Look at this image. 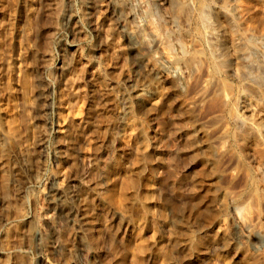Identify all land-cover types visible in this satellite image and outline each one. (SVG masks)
Wrapping results in <instances>:
<instances>
[{"label": "rangeland", "instance_id": "rangeland-1", "mask_svg": "<svg viewBox=\"0 0 264 264\" xmlns=\"http://www.w3.org/2000/svg\"><path fill=\"white\" fill-rule=\"evenodd\" d=\"M0 264H264V0H0Z\"/></svg>", "mask_w": 264, "mask_h": 264}, {"label": "bare ground", "instance_id": "bare-ground-1", "mask_svg": "<svg viewBox=\"0 0 264 264\" xmlns=\"http://www.w3.org/2000/svg\"><path fill=\"white\" fill-rule=\"evenodd\" d=\"M172 1H173V0H172ZM201 3H202V2H201ZM171 4H173V3L171 2ZM174 5H176V6L178 7L177 10H178V9H181V11H183V10H185V8H186V7L184 8L183 5H182L183 7H181L180 4L178 5V2H176V1H175ZM186 9H187V8H186ZM202 10H203V8H202ZM185 11H186V10H185ZM183 12H184V11H183ZM187 12H188V11H187ZM184 13H185V12H184ZM188 13H189V12H188ZM189 14H190V13H189ZM204 14H205V13H204ZM204 14L200 15V16H202V19L204 18V17H203ZM203 20H204V19H203ZM63 195H64V194L61 193L60 196H59V198H58V201H57V202H58V206L62 203V201L65 202V200H62V199H64V196H63ZM60 202H61V203H60ZM62 206L64 207V204H63V203H62L61 206H60V207H61L60 210L63 209ZM65 206H66V205H65Z\"/></svg>", "mask_w": 264, "mask_h": 264}]
</instances>
